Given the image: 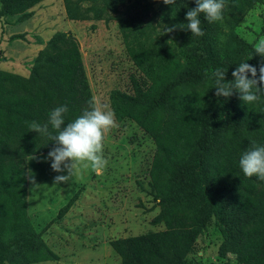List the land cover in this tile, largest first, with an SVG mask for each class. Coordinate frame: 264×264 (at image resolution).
<instances>
[{
  "label": "trees",
  "instance_id": "1",
  "mask_svg": "<svg viewBox=\"0 0 264 264\" xmlns=\"http://www.w3.org/2000/svg\"><path fill=\"white\" fill-rule=\"evenodd\" d=\"M40 1L0 0V16L26 17ZM124 1L62 3L68 19L98 20ZM256 1L227 0L222 21L209 23L201 14L204 36L176 28L173 41L155 43L153 53L143 50L140 40L154 32L150 20L143 21L130 8L116 16L124 35L140 48L134 59L147 82L132 77L131 92L112 90L109 107L115 119L133 120L154 144L147 177L158 211L151 223L163 224L159 230L108 240L119 264H183L211 218L220 234L219 256L231 254L233 264H264V181L245 176L239 167L252 142L264 146V98L249 105L238 92L217 98L212 79L217 69L227 70V80L234 79L232 71L245 60L257 69L264 63L253 44L234 34L222 51L213 43L219 22L237 23ZM172 7V23L178 25L187 23L186 12L196 4L176 0ZM90 101L78 43L67 31L50 36L27 77L0 69V264L57 259L26 211L25 158L49 152L54 144L29 131L28 124L48 123L50 111L65 104L66 120L71 121ZM77 196L75 191L58 208L56 219Z\"/></svg>",
  "mask_w": 264,
  "mask_h": 264
},
{
  "label": "rangeland",
  "instance_id": "2",
  "mask_svg": "<svg viewBox=\"0 0 264 264\" xmlns=\"http://www.w3.org/2000/svg\"><path fill=\"white\" fill-rule=\"evenodd\" d=\"M135 12L150 20L153 33L141 37L143 50L152 53L155 43L173 41L172 5L162 0H125L116 11L102 19L71 20L64 13L62 0H41L28 16H0V69L27 77L37 52L57 31L69 32L77 41L92 100L110 110L112 90L131 92V78L147 82L134 55L139 46L124 35L116 16ZM251 43L264 38V0L256 1L235 24L219 22L214 44L222 51L232 36ZM141 45V44H139ZM111 111V110H110ZM117 127L106 134L104 156L108 165L100 172L77 165L71 181L55 183L57 173L51 161L25 158L26 175L31 169L35 184L26 178V211L47 247L58 257L32 264H119V256L108 243L117 237L163 228L151 223L158 206L149 192L147 172L154 151L151 138L133 120H117ZM48 152L36 156L46 157ZM78 196L59 219L58 208L75 192ZM220 234L211 218L194 238V250L183 264H233L231 254H217ZM7 264V263H5Z\"/></svg>",
  "mask_w": 264,
  "mask_h": 264
},
{
  "label": "clouds",
  "instance_id": "3",
  "mask_svg": "<svg viewBox=\"0 0 264 264\" xmlns=\"http://www.w3.org/2000/svg\"><path fill=\"white\" fill-rule=\"evenodd\" d=\"M162 3L173 6L176 0H162ZM195 4L196 7L186 12L187 23L172 25L165 32L180 28L190 31L192 36L202 37L205 33L201 27V14L209 23L223 20L227 0H195ZM253 47L254 53L264 58V38L255 41ZM246 61L238 63L232 71V80L226 79L227 70L217 69L212 73L217 98L227 99L234 92H238L239 98L247 105L260 102L264 98V63L257 69ZM68 112L66 104L60 105L50 111L48 123L42 125L34 120L28 124L29 131L46 136L48 142L54 144L46 157L32 155L30 159L37 162L42 159L50 160L53 171L67 172V175H57L54 178L55 183L71 181L77 165L90 167L100 173L108 165L104 156L106 134L118 126L115 113L98 106L95 99L90 101L89 108L71 121L66 120ZM239 167L245 176H255L264 181V146L252 142V146L242 153ZM29 170L26 178L35 184V178L31 175V169Z\"/></svg>",
  "mask_w": 264,
  "mask_h": 264
}]
</instances>
